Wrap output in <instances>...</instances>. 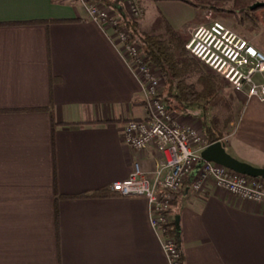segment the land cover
<instances>
[{
  "label": "crops",
  "instance_id": "crops-1",
  "mask_svg": "<svg viewBox=\"0 0 264 264\" xmlns=\"http://www.w3.org/2000/svg\"><path fill=\"white\" fill-rule=\"evenodd\" d=\"M139 2L137 34L153 30L150 9L187 42L206 25L190 3ZM255 17L258 26L238 34L264 54V14ZM240 95L230 137L240 147L221 141L233 158L264 168V102ZM146 116L143 84L80 3L0 0V264H168L149 201L112 191L135 163L145 174L156 168L154 148L136 152L122 135ZM179 116L206 136L202 120ZM95 192L108 196L77 198ZM171 214L183 264H264V202L184 188Z\"/></svg>",
  "mask_w": 264,
  "mask_h": 264
},
{
  "label": "built area",
  "instance_id": "built-area-1",
  "mask_svg": "<svg viewBox=\"0 0 264 264\" xmlns=\"http://www.w3.org/2000/svg\"><path fill=\"white\" fill-rule=\"evenodd\" d=\"M79 3L91 22L110 32L113 45L129 61L144 86L147 116L124 125L125 145L136 152L154 148L160 156L156 168L149 174L135 163L131 176L113 184L112 191L122 198L149 201L151 224L162 238L168 264H181L180 240L172 232L175 221L171 210L177 194L184 188L199 194L212 185L230 196L262 204L264 179H252L202 161L201 153L214 143L168 110L159 97L158 70L147 61L133 38V24L144 15L139 0H126L119 8H107L96 0H79ZM185 48L226 81L235 93L264 102V79H260L264 77V54L247 39L225 24L214 22L194 30Z\"/></svg>",
  "mask_w": 264,
  "mask_h": 264
},
{
  "label": "trees",
  "instance_id": "trees-1",
  "mask_svg": "<svg viewBox=\"0 0 264 264\" xmlns=\"http://www.w3.org/2000/svg\"><path fill=\"white\" fill-rule=\"evenodd\" d=\"M79 3V0H74ZM107 8H119L126 0H96ZM159 1H178V0H159ZM198 6L189 0H180ZM203 1V0H198ZM211 4L210 8L215 12H227L225 8H218L220 4H229L234 1H242L248 4L244 14L238 16L232 11L237 21L242 25L258 26V20L254 16L256 12L263 10L264 7L252 11L250 8L256 3H264V0H204ZM222 6V5H221ZM133 24V38L140 45L143 54L148 62L157 68L166 83V90L160 94V99L165 103L171 113L179 115H191V110L196 107H203L207 111V105L218 97L223 84L222 78L206 68L200 61L194 58L185 48L187 41L180 36L170 26H165L162 33L154 31L137 34L134 32L136 27ZM206 137L211 143H216L224 139L222 135H216L213 126H206ZM106 192H95L77 196V198H97L107 197ZM174 204V203H173ZM179 239L176 228L172 231ZM171 232V233H172ZM181 264L183 255L180 248Z\"/></svg>",
  "mask_w": 264,
  "mask_h": 264
},
{
  "label": "rangeland",
  "instance_id": "rangeland-1",
  "mask_svg": "<svg viewBox=\"0 0 264 264\" xmlns=\"http://www.w3.org/2000/svg\"><path fill=\"white\" fill-rule=\"evenodd\" d=\"M189 1L195 3L198 6L197 8L195 7L192 8V12H194L195 17L198 16V18L201 19L203 24L210 25L213 22H220L225 24L227 27H229L236 33L247 32L251 28L250 25L240 24L237 21L234 14L228 13V11H232L233 13H236L238 16L243 15L248 4H245L242 1H234L229 4H220L216 6L218 8H225L226 10H228L227 12H215L213 9L210 8L213 5L208 4V2L204 0L203 1L189 0ZM148 12L149 13L147 14V19L149 20L152 19L151 20V27L153 29L152 31L157 33H162L165 29L164 26L162 27L160 23L157 21L156 17L155 16L153 17L152 9L148 10ZM259 12H262V14H264V9L256 13ZM183 16L184 17L191 16V13H184ZM183 27L184 29H182V31L185 32L186 27L185 26ZM156 76L157 78H159L161 93H163L166 90V83L158 71L156 73ZM221 82L223 84V87L221 88L218 97L207 105V111L205 112L203 110V107H196L191 110V116L193 118L196 117L198 120H202V123L205 124V126H213L214 131L217 133L216 135L224 136V139H226L225 144L227 145V147H229L230 145H232V147H240L237 145L238 143L237 137L236 138H230V137L235 132L237 125L240 121V114L243 108V95L236 94L233 91L232 87L226 81L223 80ZM193 114L197 115L198 117L194 116ZM206 139L209 141L207 137Z\"/></svg>",
  "mask_w": 264,
  "mask_h": 264
},
{
  "label": "water",
  "instance_id": "water-1",
  "mask_svg": "<svg viewBox=\"0 0 264 264\" xmlns=\"http://www.w3.org/2000/svg\"><path fill=\"white\" fill-rule=\"evenodd\" d=\"M261 7H264V3H256L252 5L250 9L254 11ZM201 159L203 162L222 166L239 175L252 179H264V168H256L247 163L236 160L226 152L225 145L220 141L205 149L201 153ZM175 228L179 233V218H176L175 220Z\"/></svg>",
  "mask_w": 264,
  "mask_h": 264
}]
</instances>
